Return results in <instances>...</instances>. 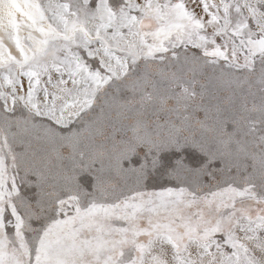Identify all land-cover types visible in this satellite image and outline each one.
Segmentation results:
<instances>
[{
  "label": "snow or ice",
  "instance_id": "1",
  "mask_svg": "<svg viewBox=\"0 0 264 264\" xmlns=\"http://www.w3.org/2000/svg\"><path fill=\"white\" fill-rule=\"evenodd\" d=\"M0 264H264V0H0Z\"/></svg>",
  "mask_w": 264,
  "mask_h": 264
}]
</instances>
